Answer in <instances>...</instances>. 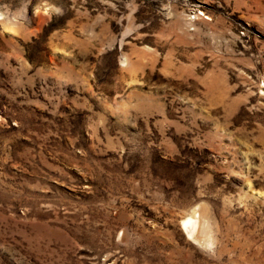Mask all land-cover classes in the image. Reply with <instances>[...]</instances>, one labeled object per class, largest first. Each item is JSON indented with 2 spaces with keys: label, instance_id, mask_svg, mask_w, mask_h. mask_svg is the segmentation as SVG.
Segmentation results:
<instances>
[{
  "label": "rangeland",
  "instance_id": "374dc122",
  "mask_svg": "<svg viewBox=\"0 0 264 264\" xmlns=\"http://www.w3.org/2000/svg\"><path fill=\"white\" fill-rule=\"evenodd\" d=\"M0 264H264V0H0Z\"/></svg>",
  "mask_w": 264,
  "mask_h": 264
},
{
  "label": "bare ground",
  "instance_id": "6f19581e",
  "mask_svg": "<svg viewBox=\"0 0 264 264\" xmlns=\"http://www.w3.org/2000/svg\"><path fill=\"white\" fill-rule=\"evenodd\" d=\"M196 217L197 216L195 214H190V215H187L186 217H184L182 220V228L184 230H186V232L189 234V236L193 237L194 239L198 238V234H199L200 228L202 226L200 224L199 218L198 217L196 218ZM201 232H202V230H201Z\"/></svg>",
  "mask_w": 264,
  "mask_h": 264
}]
</instances>
